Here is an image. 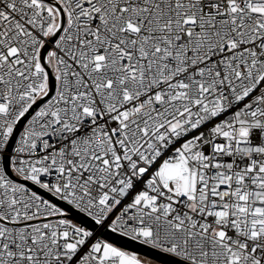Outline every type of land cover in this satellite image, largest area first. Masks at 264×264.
I'll return each mask as SVG.
<instances>
[{"label":"snow or ice","instance_id":"obj_1","mask_svg":"<svg viewBox=\"0 0 264 264\" xmlns=\"http://www.w3.org/2000/svg\"><path fill=\"white\" fill-rule=\"evenodd\" d=\"M73 210L264 264V0H0V264H152Z\"/></svg>","mask_w":264,"mask_h":264},{"label":"water","instance_id":"obj_2","mask_svg":"<svg viewBox=\"0 0 264 264\" xmlns=\"http://www.w3.org/2000/svg\"><path fill=\"white\" fill-rule=\"evenodd\" d=\"M46 198H50L45 194ZM63 207L67 208L69 206L62 205ZM70 218L73 219L74 222L82 224V226H86L90 229H95V233L99 234L101 238H108L112 242L125 247L126 249L130 251L137 252L141 254L142 256H146L147 258L159 263V264H168L169 260L172 259L170 257H167L164 254L158 253L155 250L149 249L146 246L140 245L136 242L129 241L126 238L119 237L118 235L112 234L108 232L106 229H102L100 226H96L94 222L90 220V218L84 217L83 214L75 212V210L72 211L70 214Z\"/></svg>","mask_w":264,"mask_h":264},{"label":"built area","instance_id":"obj_3","mask_svg":"<svg viewBox=\"0 0 264 264\" xmlns=\"http://www.w3.org/2000/svg\"><path fill=\"white\" fill-rule=\"evenodd\" d=\"M110 220L112 219V217L109 218ZM102 229H105L104 227L100 226ZM97 237H100L99 234H96Z\"/></svg>","mask_w":264,"mask_h":264},{"label":"rangeland","instance_id":"obj_4","mask_svg":"<svg viewBox=\"0 0 264 264\" xmlns=\"http://www.w3.org/2000/svg\"><path fill=\"white\" fill-rule=\"evenodd\" d=\"M151 260V259H150ZM152 261V264H159V263H157V262H155V261H153V260H151Z\"/></svg>","mask_w":264,"mask_h":264}]
</instances>
